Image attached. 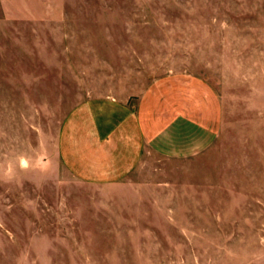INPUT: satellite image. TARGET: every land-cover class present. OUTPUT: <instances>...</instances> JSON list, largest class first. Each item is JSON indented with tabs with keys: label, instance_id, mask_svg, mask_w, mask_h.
I'll use <instances>...</instances> for the list:
<instances>
[{
	"label": "rangeland",
	"instance_id": "374dc122",
	"mask_svg": "<svg viewBox=\"0 0 264 264\" xmlns=\"http://www.w3.org/2000/svg\"><path fill=\"white\" fill-rule=\"evenodd\" d=\"M165 85L215 129L92 184L58 158L78 104ZM0 264H264V0H0Z\"/></svg>",
	"mask_w": 264,
	"mask_h": 264
},
{
	"label": "crops",
	"instance_id": "0c3cea01",
	"mask_svg": "<svg viewBox=\"0 0 264 264\" xmlns=\"http://www.w3.org/2000/svg\"><path fill=\"white\" fill-rule=\"evenodd\" d=\"M215 134L196 120L192 96L157 85L130 101L103 98L75 106L59 128L57 153L75 178L109 184L128 176L144 152L195 155Z\"/></svg>",
	"mask_w": 264,
	"mask_h": 264
}]
</instances>
